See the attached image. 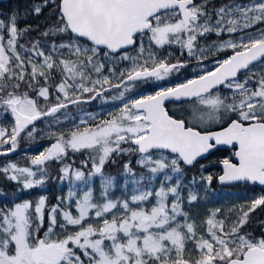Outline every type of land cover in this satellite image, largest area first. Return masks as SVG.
I'll return each instance as SVG.
<instances>
[{"label": "snow or ice", "instance_id": "obj_1", "mask_svg": "<svg viewBox=\"0 0 264 264\" xmlns=\"http://www.w3.org/2000/svg\"><path fill=\"white\" fill-rule=\"evenodd\" d=\"M209 3L41 0L33 14L54 5L56 17L41 34L50 40L47 51L39 40L28 47L20 43L34 29L19 28L15 14L7 24L0 20V109L13 121L10 128L0 125V156L15 153L23 138L33 139L39 134L36 123L46 118L61 125L62 115L73 124L50 132L49 146L26 157V166L0 164V174L19 183L20 190L44 186L52 163L61 165L57 178L69 184L67 196L57 197L54 205L40 195L0 208V264H264V234L257 238L244 231L251 214L264 208V194L223 219L217 218L220 209L212 211L200 235L183 210L184 166L219 145L237 146L235 162L221 161L220 182L264 186V68L254 70L264 62V0H228L211 10ZM210 35L217 39L202 45ZM153 44L178 45L190 59L157 56ZM213 49L232 54L214 60L211 68L194 69L178 83L169 79L187 70L192 59L203 64ZM123 62L126 66L118 68ZM146 88L153 91L143 94ZM110 90L117 93L110 99L122 106L107 118L95 122V114L84 113L77 123L67 113L70 105L89 103ZM166 103L180 107L170 114ZM210 124L226 126L213 131ZM77 153H87L88 159L78 167L75 161L65 163ZM132 154L150 179L162 175L159 188H134L127 198H113L116 178L104 169L114 156ZM123 172L135 175L130 161ZM143 179H125L124 186ZM202 179L210 183L213 177ZM78 184L84 187L77 190ZM196 199L189 192L188 201ZM233 212L236 218L229 222ZM46 222L41 238L36 234ZM57 228L62 236L52 239ZM189 243L198 252L195 258L186 256Z\"/></svg>", "mask_w": 264, "mask_h": 264}, {"label": "trees", "instance_id": "obj_2", "mask_svg": "<svg viewBox=\"0 0 264 264\" xmlns=\"http://www.w3.org/2000/svg\"><path fill=\"white\" fill-rule=\"evenodd\" d=\"M41 0H8L7 2H0V19L4 20L7 24L9 23V17L13 14L16 15L18 21V27L24 28L26 26L31 27L34 31H31L26 34V36L20 40V43L25 45V47L30 46L33 41L39 40L41 46L46 49V42L50 43L49 38L43 37L41 34L49 27L50 24L56 22V17L52 15L54 10V5H49L45 7L40 15H35L32 12L33 6L40 3ZM58 2V0H57ZM197 4L203 2V0H195ZM239 3H247L248 0H237ZM228 3V0H211V3L208 5V9L211 10L215 6H219L220 4ZM264 25H261L263 27ZM255 31V27L253 28ZM21 91H25V87L21 86ZM34 94V93H33ZM52 102V101H50ZM40 105L43 107L45 105V101L42 99L39 100ZM81 105H70L67 109V113L74 117L79 111L77 110ZM59 115V114H58ZM62 124L55 125L51 123V118H46L40 122L36 123V129L39 134L35 135L33 139L23 138L20 146L16 150L15 153L9 154L7 156H0V164H3L7 161H15L20 166H26L28 161L26 157H31L38 153V151L43 150L47 145H49L50 141L47 139V133L45 130L53 129V130H65L66 126H70L71 122L69 120H64L61 115ZM12 117L10 113H4L2 109H0V124L5 128H10L12 125ZM117 157V156H114ZM119 157V156H118ZM138 155H125L122 159H115L114 163H108L104 169L106 174H110L114 176L118 180L128 179H140V176L143 175L144 179L140 180V186L148 189L150 185L153 183L154 179H150L152 174L148 172L147 169L142 168L136 164V160L138 159ZM88 159L87 153L84 154H70L68 160L65 163L70 161H75L74 166H80V162ZM131 162V166L133 167L134 176H127L123 172V164L127 162ZM59 163H52L48 166V170L50 173V179L47 183L39 188L30 189V190H20L21 186L19 183L10 181L4 178L2 174H0V194H4V198L0 199V208L3 207H11L14 202H21L25 199L35 201L38 199V195H45L48 198V206L54 205L57 202V197L60 193L59 190V179L57 178L59 175ZM90 167V165H89ZM88 167V168H89ZM90 169V168H89ZM196 169L185 168V171L189 172V174H195ZM193 171V172H192ZM196 179V178H195ZM197 181V180H195ZM190 185L194 187L197 182L189 181ZM216 186L221 187L219 184ZM229 189H245L247 191L257 192L258 187L248 184H237L234 186L226 187ZM18 198V199H17ZM262 222H264V208H258L254 213L251 214V232L257 238L261 237L264 234V226H261ZM198 255V252L194 249L193 252L186 253V256H190L195 258Z\"/></svg>", "mask_w": 264, "mask_h": 264}, {"label": "flooded vegetation", "instance_id": "obj_3", "mask_svg": "<svg viewBox=\"0 0 264 264\" xmlns=\"http://www.w3.org/2000/svg\"><path fill=\"white\" fill-rule=\"evenodd\" d=\"M239 35H243V33L239 34ZM233 36L235 37L236 34H233ZM225 38H227V36H225ZM217 37L215 35H210L208 36L207 40L201 39L200 43L202 45L208 44L210 45L214 40H216ZM144 43H145V47H148V41L147 38H144ZM138 47V46H137ZM152 49L153 51H155V53L157 54V56L160 57H168L171 61H175L176 59H190L189 57H187V55H182L181 49L178 45H165L163 48H160L158 46H155L154 44L152 45ZM45 50V49H44ZM46 51V50H45ZM132 55H135V51L131 52ZM232 52L231 50H227L224 52H216L214 49L212 50V52L208 55V59L205 60L203 62V64L198 63L196 60L192 59L191 60V66L187 69V70H181L180 73L178 74H173V77H170L169 79L173 82V83H178L180 82L183 78L189 76L193 70L195 69L197 72H199L202 68H211L213 66V62L214 60H222L224 58H226L227 56L231 55ZM263 63L264 62H258L255 66H254V70L259 71L261 68L263 67ZM127 64V62H123L120 63L119 65H117L118 68H123L125 67ZM105 75H107L108 73L105 72ZM179 77V79H176L175 77ZM241 79H243V76L240 77ZM57 80L59 79V77L57 76L56 78ZM114 83L116 82L115 80L113 81ZM41 83H43V80H41ZM153 91V89L151 88H146L143 90V94H148L149 92ZM221 91H226L224 89H222ZM117 93L115 91H108L105 93V97L102 98H97L89 103L86 104H82L81 107H79L77 110L79 111L77 114H75L74 117H77V123L79 122V117L82 116L84 113H92L95 114V116L97 117V120L95 122H98L99 119H104L107 118L108 113L109 112H114L117 111L121 106V102L120 101H113L110 99L111 96L116 95ZM55 93H53V96L50 98V101H52V103L55 102ZM108 98V99H105ZM129 98H135L132 94H129ZM43 100V99H42ZM44 101V100H43ZM166 107H168V109L170 110V114L172 111H175L176 109H178L180 107L179 104H173V103H166ZM234 118V117H233ZM222 126H226V125H209L210 130H218L220 127ZM71 127H73V124L71 123L70 126H66L65 130L62 131H67L69 130ZM50 132H61V130H53V129H49V130H45V133L49 134ZM235 148H228V147H218L216 149H214L211 153H209L206 157L202 158L201 160L197 161L196 163H194V165L192 166H184L185 168H189V169H196L195 174L191 173L189 174V172L184 171L183 174V181L182 183H184L185 185L191 186L190 183H188L189 181L191 182H197L196 185L194 187H196L197 185H199L201 183V179L202 177H205L206 175H212L213 179L211 181V186L212 188H215L218 192L219 191H242L244 193H247L244 197H242V199L240 201L243 200H249L250 196L248 194L253 193V191H247L245 189H229L226 188L227 186H222L218 183V177L222 174L223 170L222 168L219 166V163L224 160V159H232L233 160V153L235 152ZM167 154V153H165ZM125 155H121V156H117L118 159H122L124 158ZM201 165H203V168L201 167ZM193 172V171H192ZM196 178V179H195ZM197 180V181H195ZM216 184H219L221 187L216 186ZM237 184H243V183H237ZM237 184H233V185H228V187L230 186H234ZM192 187V186H191ZM257 192H264V189L259 188L257 189ZM245 205V204H243ZM241 206V204L239 203H234L232 205V207L230 208V210L232 209H239ZM229 210V211H230ZM236 218V213L233 212L230 220H234ZM249 229H251V217H250V222L249 224L246 226V228L244 229V231H248Z\"/></svg>", "mask_w": 264, "mask_h": 264}, {"label": "rangeland", "instance_id": "obj_4", "mask_svg": "<svg viewBox=\"0 0 264 264\" xmlns=\"http://www.w3.org/2000/svg\"><path fill=\"white\" fill-rule=\"evenodd\" d=\"M252 31H253V29H252ZM45 50L47 51L48 48H46ZM263 67H264V63H263ZM47 146H49V145H47ZM40 151H42V150H40ZM36 154H38V153H36ZM114 158L118 159L117 157H113V159ZM169 174H171V173H169ZM207 176L208 175H206L205 177H207ZM160 179H162V175L157 174L156 178L153 180V183L150 185L149 188L158 189ZM131 180H129V181H131ZM174 181H175V176H174L173 181L169 182V183H174ZM183 185H184V187H183L182 192H181V195L184 199L183 210L188 213L190 220L197 225V234L198 235L204 233L205 225L203 222L208 218L209 214L212 211H214L216 209H220L221 211L218 214L217 218L223 219L225 216L228 215L229 210L234 203H239L241 205L247 204V203H250L252 198L257 197L261 194H264V192H253V193L248 194V195H250V196H247V197H249V200L240 201L242 199V197H244L247 193H244L242 191H239V192L238 191H219L218 192L215 188H212L211 182L209 183L205 179H201V183L199 185H197L196 187H191V186L185 185L184 183H183ZM68 187H69L68 182L59 181L60 193H59L58 197L67 196ZM83 187L84 186L78 184L77 190H81ZM93 187L95 189L96 195H99L100 188H99V180L98 179H96V182L93 185ZM134 188H139L141 190L145 189V188L141 187L140 185H133L132 183H129L127 185V188H125L124 180L114 181V187L111 189V194H112L113 198L124 199V198H127L133 194ZM189 192L196 194L197 199L195 201H192V202L188 201ZM38 196H40V195H38ZM150 199H152L153 203L155 202L153 198H150ZM142 206L150 207L151 205L145 204ZM226 227H227V225H226ZM46 230H47V222L45 223L44 228H42L40 230V232L37 233L36 235H38L41 238H44V233ZM68 230L73 231L74 229L69 228ZM60 236H62V232L59 228H57L53 232L51 238L56 239ZM187 248L189 250L187 253L193 252V250H194V246L192 243H189L187 245Z\"/></svg>", "mask_w": 264, "mask_h": 264}, {"label": "water", "instance_id": "obj_5", "mask_svg": "<svg viewBox=\"0 0 264 264\" xmlns=\"http://www.w3.org/2000/svg\"><path fill=\"white\" fill-rule=\"evenodd\" d=\"M8 0H0V2H7ZM219 130V129H218ZM214 131H216V130H214ZM218 147H228V148H235L236 150H237V146H233V145H219ZM235 150V151H236ZM208 154H206V156H207ZM205 156V157H206ZM204 158V157H203ZM202 158H198V160L197 161H199V160H201ZM233 161L235 162V157H233ZM196 163V162H195ZM219 166L222 168V170H223V165H222V163L220 162L219 163ZM222 174H223V172H222ZM221 174V175H222ZM218 183L220 184V185H222V186H228V185H233V184H237V183H242V182H224V183H222V182H220L219 181V179H218ZM251 184V183H250ZM252 185V184H251ZM254 186H257V187H259V188H262V189H264V186H260V185H254Z\"/></svg>", "mask_w": 264, "mask_h": 264}]
</instances>
